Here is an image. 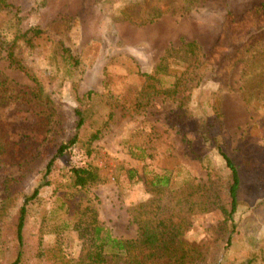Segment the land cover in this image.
I'll list each match as a JSON object with an SVG mask.
<instances>
[{
	"label": "rangeland",
	"instance_id": "obj_1",
	"mask_svg": "<svg viewBox=\"0 0 264 264\" xmlns=\"http://www.w3.org/2000/svg\"><path fill=\"white\" fill-rule=\"evenodd\" d=\"M6 2L0 7V74L20 93L35 86L43 91L33 102L37 116L17 112L14 100L0 107L5 137L33 147L24 162L0 156V264L16 257L15 218L35 188L38 194L26 204L21 264H46L57 244L68 257L79 254L73 208L64 201L73 191L72 166L97 168L102 179L85 192L97 198V217L112 236L137 237L131 209L155 196L150 181L169 171L176 192L162 196L164 213L177 211L171 207L188 187L196 192L194 210L180 215L185 239L203 250L200 264H264V33L223 65L213 57L226 14L241 19L264 0H164L163 8L162 0ZM15 31L27 34L13 40ZM188 42L195 43L191 62L177 52ZM63 48L71 60H63ZM7 49L14 50L12 62ZM77 107L85 115L78 131ZM41 117H47L42 127ZM206 126L211 134L203 132ZM94 129L100 132L90 152L80 141L45 173L61 142L74 132L85 140ZM219 145L241 174L228 244L220 205L229 169ZM206 197L212 204L202 211L197 201Z\"/></svg>",
	"mask_w": 264,
	"mask_h": 264
},
{
	"label": "trees",
	"instance_id": "obj_2",
	"mask_svg": "<svg viewBox=\"0 0 264 264\" xmlns=\"http://www.w3.org/2000/svg\"><path fill=\"white\" fill-rule=\"evenodd\" d=\"M157 2V1H156ZM164 0L160 7L163 8ZM157 4V3H156ZM6 0H0V7H6ZM159 13V12H157ZM40 33L39 29H33V34ZM264 33V5H256L246 11L241 19L235 17L228 12L225 17V25L219 37L218 45L213 48L214 62L218 66L223 65L227 59H231L245 52L249 45L259 39V36ZM27 33L20 34L15 31L13 40L17 37L25 38ZM0 41H4L1 40ZM195 46L194 42H188L181 47L177 52H182L184 61H192L193 57L189 55ZM1 51V49H0ZM68 50L63 48V60H71L67 54ZM14 56L13 49H7V57L11 61ZM12 62V61H11ZM228 67V66H227ZM36 85L38 81L32 77ZM11 81L0 74V107L8 105L10 100H14L17 112L30 113L31 116H37L39 111L34 104V100L42 93L41 87L30 89L29 93H20L11 86ZM16 91V92H15ZM85 97L91 96V91L84 94ZM40 104H45V101ZM45 108V107H44ZM216 110L215 106H212ZM76 117L75 128L78 131L85 123L84 109L77 107L74 109ZM48 117V116H47ZM40 118L41 127L46 123V118ZM203 131V130H202ZM100 130L94 129L90 132L85 140L79 139L78 132H74L65 141L61 142L55 154L47 161L45 165V173L50 171L53 161L60 155L67 152L69 148L78 142L87 152H90L91 143L98 138ZM211 134L210 127H205L204 131ZM28 142V140H26ZM32 144V143H31ZM29 142L14 141L5 137L4 131L0 126V156H9L16 161L25 160L27 156H33V147ZM218 153L222 156L226 166L229 169V178L225 187V201L220 205L222 211V223L224 231L227 235V244L231 240V232L234 230L233 215L239 205V191L241 187V174L227 151L221 146H217ZM20 163V162H19ZM69 187L73 191L64 193L65 202L73 208V229L81 239L80 252L76 257H68L64 254L60 245H54L45 255L46 264H200L203 250L198 246L189 243L184 237V224L186 217L180 215V211L191 212L194 210L195 200L192 196L196 192L190 189L189 193H183L184 197L177 199L176 203L171 207L174 209L178 206L175 213H164L165 208L161 203L164 194L171 195L176 192L169 185L171 174L169 171H164L163 174L155 175L150 181V186L156 191V195L149 198L148 201L131 209L132 221L138 224L136 238H120L112 236L110 231L99 221L97 215V198L88 195L85 191L93 184L101 181V176L94 166H72L69 169ZM128 176L132 179L136 175L133 168L127 170ZM209 189L210 186H205ZM84 190V191H83ZM207 191V190H206ZM154 192V191H153ZM38 188H35L31 195L24 197L22 205L18 208L14 225V240L16 243V257L9 264H21L23 259L24 247V225L26 221V204L28 200L36 197ZM67 197V199H66ZM184 200V201H183ZM197 203L201 206L202 211H209L212 201L208 197L202 198ZM174 216L180 219L175 220ZM41 240H38V245ZM226 244V245H227ZM42 256L39 253L38 256ZM41 259V258H40ZM213 264H217L216 262Z\"/></svg>",
	"mask_w": 264,
	"mask_h": 264
}]
</instances>
